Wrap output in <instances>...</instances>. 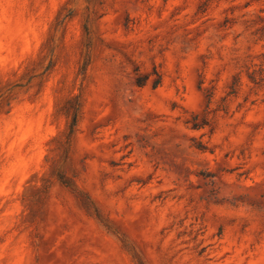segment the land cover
<instances>
[{"label":"rangeland","instance_id":"rangeland-1","mask_svg":"<svg viewBox=\"0 0 264 264\" xmlns=\"http://www.w3.org/2000/svg\"><path fill=\"white\" fill-rule=\"evenodd\" d=\"M263 78L264 0H0V264H264Z\"/></svg>","mask_w":264,"mask_h":264},{"label":"trees","instance_id":"trees-1","mask_svg":"<svg viewBox=\"0 0 264 264\" xmlns=\"http://www.w3.org/2000/svg\"><path fill=\"white\" fill-rule=\"evenodd\" d=\"M249 77L251 78L252 82H254V83H257L258 80H259V79L257 78V76H256V73L251 74ZM263 80H264V78L261 79L260 81L262 82ZM233 90H235L234 87H233ZM232 93L234 94V93H236V92H235V91H232Z\"/></svg>","mask_w":264,"mask_h":264}]
</instances>
